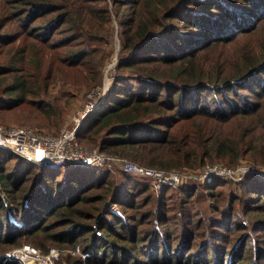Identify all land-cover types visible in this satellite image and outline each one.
Returning <instances> with one entry per match:
<instances>
[{
	"label": "trees",
	"instance_id": "1",
	"mask_svg": "<svg viewBox=\"0 0 264 264\" xmlns=\"http://www.w3.org/2000/svg\"><path fill=\"white\" fill-rule=\"evenodd\" d=\"M0 10L4 11L0 31L11 19L16 27L12 36L26 39V47H18L16 52L29 61L39 62V50L47 45L62 48L57 61L82 66L98 55L95 43L108 42L97 31V21L110 20L108 6H101L99 0H0ZM126 19L122 21L125 37L121 52L130 55L120 61L119 69L130 68L154 81L131 77L138 86L127 85L115 91L119 94L115 103L87 116L88 129H80L78 138L101 140L103 151L123 153L145 166L168 171L204 166L212 146H204L203 139L215 142L218 156L233 161L240 157L236 138L208 136L213 127L209 123L226 125L241 120L239 126L251 140H256L253 136L257 131L264 137V0H134ZM12 36L0 32L2 41ZM16 69L28 74L26 68L0 65V86L9 78L13 82L1 93L18 92L15 99L22 102L36 93L27 76L15 77ZM183 122H189V128ZM107 134L112 136L104 139ZM14 159L18 165L7 166ZM252 161L264 165V161ZM78 168L69 178L66 169L49 171L12 152H0V246L27 241L46 251L51 245H80L91 254L88 262L97 264H154L162 260L157 256L163 248L169 262L203 264L192 260L199 251L159 244L169 235H160L161 230L169 228L161 214L168 208L160 202L162 199H156L155 206L143 210L150 200L137 199L149 190L153 183L150 177L128 172L121 189L109 180L111 174L106 168L90 167L82 172ZM104 171L107 173L102 174ZM263 177L251 182L252 194L249 199L243 198L249 203L247 217L253 220L252 229L246 231L250 226L243 216L212 219L208 229L218 226L216 232L212 231L217 234L214 239L224 242L211 244L219 246L223 255L210 258L203 245L204 260L247 264L243 259L252 257L248 264H264V234H256L253 245L250 240L252 232H264V204H260L264 202L260 201L264 198ZM217 180L220 177L211 185ZM110 203L119 205L118 212L109 210ZM213 207L220 211L219 206ZM173 209L177 215L173 219L181 216L188 227L182 228L183 232L194 229L186 220L189 218L182 216L187 208L176 205ZM250 212L254 216H249ZM9 214L23 220V225L16 226ZM204 219L206 216L199 217L200 222ZM152 222L155 225L150 229L143 227ZM149 244L154 252L147 249ZM0 264L13 263L2 253Z\"/></svg>",
	"mask_w": 264,
	"mask_h": 264
},
{
	"label": "rangeland",
	"instance_id": "2",
	"mask_svg": "<svg viewBox=\"0 0 264 264\" xmlns=\"http://www.w3.org/2000/svg\"><path fill=\"white\" fill-rule=\"evenodd\" d=\"M79 1L81 3L85 0ZM133 1L134 0H121L114 2V0H99L101 6H108L110 20L107 22H103L101 20L97 21V31L99 34L104 36L103 39H106L108 42L106 44L104 42L95 43L98 55L96 54V57L92 60V62H87V60L84 61L82 66H70L67 63H63L64 61H57L56 57L61 53L62 48H60V50L47 45H42L39 50V62L24 59L20 53L16 52V50L21 46L26 47V39L24 36L19 38H16L17 35L12 36L16 31V27L11 19L8 20L7 24L0 32L2 34H11L12 37L6 42L0 40V65L26 68L28 70V74L21 73V71L16 69L15 77H21L22 74L27 76L28 84L33 86L31 88L36 95H27L25 97L26 99L21 102L15 99V97L19 96L18 92L11 93L6 91L5 93L7 96L1 93L2 88H8L13 84L10 78L3 82L0 86V98H3V101L0 102V126L5 128L10 126L28 127V125H31L32 130H37L41 134L52 135L60 140H66L72 132L76 134L80 129L83 131L88 129L85 119L91 113L94 112L93 114H96L109 109L110 105L112 106L115 103V98L119 96V94L115 93V91L124 90L127 85H129V87L138 86V83L133 81L131 77L137 75L141 80H149L150 82H153L154 80L152 79H148L138 73L135 74L130 68L124 67L119 69L120 61L126 60L130 55L128 53L121 52L123 39L125 37L123 33L125 26L122 24V21L127 20L126 18L131 11ZM3 14L4 11L0 10V17ZM51 37L55 38L57 36L53 35ZM5 75H9V73H6ZM148 86L151 87L153 84H148ZM164 88L166 87L164 86ZM37 91L39 93H37ZM177 100L178 99L176 98L175 101L177 102ZM93 103V108L90 109V111L83 118H81L82 110L84 111L89 109L92 107ZM40 107L45 109L50 107L52 108L46 112H41L39 110ZM78 118H81L79 122ZM240 121L241 120L235 119L226 125L208 124L215 127H211L212 131L208 136H213V138H236L235 141L238 142L241 150L240 157L236 161H233L228 157L218 156L215 142L210 143L209 141H204L205 139H203L202 143L204 146H212L209 149V157L207 158L204 166L198 169H188L185 166L183 168L167 171L157 167L145 166L139 161H135L133 158L123 153L119 154L103 151L100 149L101 140L93 142L85 138V136H81L80 138L76 136V140L81 148L79 152L91 158V160L95 162L102 161V163L100 166H92L86 164L84 161H80L67 163V165L62 168L66 169L65 175L69 178L75 176V172L78 167H80L78 168V172L91 170L90 167H101L102 169L100 170H104L103 168H106L111 174L109 176V180L117 182L121 189L123 186V179H125L126 176L125 174L129 172L124 166L125 161L132 162L141 167L144 166L156 169L157 171L161 170V172L165 171L168 175L173 173L178 174L180 176V184L176 186H174L175 184H167L165 187L160 188L153 181L147 192L135 197L141 201L146 199L150 200V203L147 202V205H144L142 208L143 210H148L150 207L155 206L154 203H158L156 199H162L160 202L168 208V211H165V214L162 212L161 214L162 220L167 219L166 225H168L169 228L166 229L164 227L167 231L161 230L160 235L164 236L163 233L165 232L169 235L168 237H165V241H159V244H163V242H165L167 246H173L174 244L177 246L183 245V247L189 248L192 251H199L196 252L197 256L192 257V260L197 259V261H200L203 264H213L212 259H203L205 254V251H202L203 245L208 250L206 254H208L210 258L213 256L221 257L223 255V250L218 251L219 246L214 248L212 244L224 241L222 239H214L217 234L212 231L216 232L218 226L214 227V225H212L208 229V227L212 224L210 221L214 218L220 219L222 217H230L231 215L236 217L243 216L244 221H247L250 226V228L246 229V231H250L252 229L251 226H253V220L247 217V211L250 210L247 208V204L249 203L247 201H243V198H250L252 194L250 193V188H252L251 182L256 181L257 178L258 180H261L260 176H264V165H255L252 161H264V137L262 136V133L257 131L256 135L253 136L255 138L257 137L256 140L254 138L251 140L250 135L244 133L245 130L240 128ZM183 123L189 128V122ZM82 125L83 127L81 128ZM215 125L223 126L224 128H218ZM38 127H43L45 129L44 131H41ZM110 136L112 135L107 134L104 136V139ZM66 148H69V146L64 147L62 144H58L57 146L58 151L65 150ZM197 148L199 151L202 150L201 146H198ZM0 152L2 151L0 150ZM18 163L19 162L14 159L7 166L12 164L18 165ZM46 169L49 170V168ZM208 169L215 171V174L212 175V178L209 180L204 176ZM107 171L102 172V174L107 173ZM129 173L131 174V172ZM218 177H220V180H217L215 184L211 185ZM60 178H63V175ZM150 178L154 180L152 177ZM146 181L147 179L143 182L146 183ZM149 192L150 195L148 196ZM138 193L139 191L137 190L134 194L137 195ZM185 193H187V195ZM260 201H264V198H261ZM260 204H264V202H260ZM109 205L107 206L110 211L112 210L114 212H118V209L120 208L118 204L110 203ZM176 205H180L182 208H187L189 210L187 213H183L182 216H187L189 219L186 220L191 222V226H194V229L190 232H183L182 228L186 229L188 227L185 226L186 223L183 224L181 216L178 215V218L173 219V215L175 213L173 208ZM213 206H219L220 211L214 210ZM13 207H15V204ZM229 211L232 213L229 214ZM106 216L110 217V215ZM200 216H206V219L200 222ZM249 216H254V213L250 212ZM151 217L153 216L151 215ZM10 218H12L13 221H11L15 223L16 226L18 225L21 227L23 225V220L14 218L12 215H10ZM17 220H21L22 224H17ZM196 221L199 222L198 226H196ZM154 225L155 223L152 222L151 224H144L143 227L150 229ZM156 227H158V225H156ZM154 229L156 228H153V230ZM140 232L141 231H139V236H143ZM256 234L257 237H259L263 236L264 232L263 230H259L250 234V240L252 238V245ZM148 235L149 234H147V236ZM150 236H153V234ZM174 236L177 237L174 238ZM141 242H138L140 243V246L142 245ZM23 244L32 243L24 241L22 245ZM156 244L158 243L156 242ZM22 245L10 244L6 247L0 246V254L3 253V256L5 254L6 258L8 252ZM247 246L248 247L246 248H249L250 244ZM36 247L42 252L45 251L42 250L41 247ZM51 247H57L61 250H65L61 253L56 264H97L88 262L89 259H83L80 254L70 253L69 250H73L75 248H69L66 244L61 246L51 245L49 248ZM80 248L82 249L81 246ZM147 249L150 252H154L152 244H149ZM213 250L215 251L213 252ZM247 250L248 249H245L244 253L247 252ZM136 251L138 253V250ZM159 252L161 254L157 257L162 260L154 264H180L176 261L169 262L167 260V255L162 253L163 248H161V251ZM250 255L251 254H249V256ZM199 258L202 260H198ZM7 261L11 262L9 260ZM243 261L247 264L251 263L252 257H249L248 259L244 258ZM11 263L28 264L27 262L24 263L21 260L19 263ZM235 264L242 263L239 261V263Z\"/></svg>",
	"mask_w": 264,
	"mask_h": 264
},
{
	"label": "built area",
	"instance_id": "3",
	"mask_svg": "<svg viewBox=\"0 0 264 264\" xmlns=\"http://www.w3.org/2000/svg\"><path fill=\"white\" fill-rule=\"evenodd\" d=\"M94 106L86 110H82L83 118ZM80 113V112H79ZM78 113V114H79ZM78 118V122L81 120ZM77 133L72 132L66 140H60L52 135H45L39 133V131L32 130V127L10 126L2 128L0 126V150L5 149L9 152L23 157L26 161L35 163L40 166H44L49 169L62 168L67 163L84 161L86 164L92 166H100L101 162H95L91 158L83 155L80 151V146L77 142ZM58 144H62L64 147L69 146L65 150L58 151ZM40 152V153H39ZM121 160V159H119ZM124 166L127 171L140 175L152 177L157 186L165 187L167 184H180V176L178 174H166L165 171H157L156 169L138 166L132 162L125 161ZM215 171L208 169L205 173L207 179H211ZM17 224H22L21 220L16 221ZM65 250H61L57 247H51L48 250L42 252L36 246L32 244H23L22 246L13 249L8 252L6 259L11 262L19 263L20 260L24 263L30 264H56L61 253ZM72 254H80L83 259H90V252L84 251L79 245L73 250H69Z\"/></svg>",
	"mask_w": 264,
	"mask_h": 264
},
{
	"label": "bare ground",
	"instance_id": "4",
	"mask_svg": "<svg viewBox=\"0 0 264 264\" xmlns=\"http://www.w3.org/2000/svg\"><path fill=\"white\" fill-rule=\"evenodd\" d=\"M2 151H8V150H5V149H1ZM11 152V151H10ZM40 153V152H39ZM59 169V168H58ZM58 169H50V170H58Z\"/></svg>",
	"mask_w": 264,
	"mask_h": 264
},
{
	"label": "crops",
	"instance_id": "5",
	"mask_svg": "<svg viewBox=\"0 0 264 264\" xmlns=\"http://www.w3.org/2000/svg\"><path fill=\"white\" fill-rule=\"evenodd\" d=\"M49 171H51V170L49 169Z\"/></svg>",
	"mask_w": 264,
	"mask_h": 264
}]
</instances>
